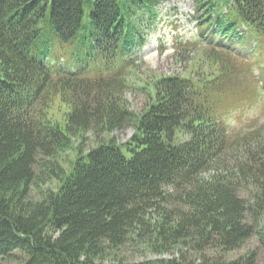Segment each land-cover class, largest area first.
I'll return each instance as SVG.
<instances>
[{"label":"trees","instance_id":"1","mask_svg":"<svg viewBox=\"0 0 264 264\" xmlns=\"http://www.w3.org/2000/svg\"><path fill=\"white\" fill-rule=\"evenodd\" d=\"M163 1L0 0V264H257L226 254L264 245V124L226 120L264 54V0H196L189 70L152 78L139 54Z\"/></svg>","mask_w":264,"mask_h":264},{"label":"rangeland","instance_id":"2","mask_svg":"<svg viewBox=\"0 0 264 264\" xmlns=\"http://www.w3.org/2000/svg\"><path fill=\"white\" fill-rule=\"evenodd\" d=\"M89 8L86 7L88 13ZM156 16L150 21L144 20L146 29V45L139 57V72L142 75H151L155 78L159 74L173 75L182 74L189 70V65L193 57H196V51H188L185 43L189 38L197 35L199 32L196 0H169L159 3L155 7ZM149 12L147 11V14ZM148 16V15H146ZM88 20V16L85 17ZM261 61L255 59L254 74L251 79L237 96L229 97V100L235 104V110L227 116V127L230 133L236 135L256 128L264 124V98L255 96V91L260 89L261 74L264 69V54L257 56ZM257 60V62H256ZM197 75V73H194ZM257 93V92H256ZM259 94V93H257ZM147 93L144 90L129 89L127 99L130 106L141 110L147 101ZM246 96L244 103L238 96ZM260 95V94H259ZM233 97H238L232 101ZM256 99L247 101L248 98ZM134 132V128L127 130H118L114 134L120 142L126 141ZM84 143L85 150H89L95 144L92 132L86 134ZM74 151H68L62 157L68 161L74 155ZM258 233L251 238L240 249L226 254L230 259L238 258L252 250L257 251V264H264V245ZM133 249V250H132ZM131 251H124L122 256L129 260L158 259L169 258L172 254L167 253L158 255L141 248H132Z\"/></svg>","mask_w":264,"mask_h":264}]
</instances>
